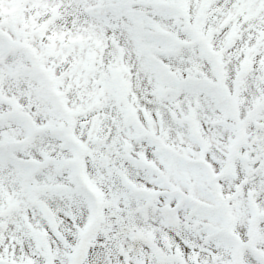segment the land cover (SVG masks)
Returning a JSON list of instances; mask_svg holds the SVG:
<instances>
[{"label": "snow or ice", "instance_id": "obj_1", "mask_svg": "<svg viewBox=\"0 0 264 264\" xmlns=\"http://www.w3.org/2000/svg\"><path fill=\"white\" fill-rule=\"evenodd\" d=\"M0 264H264V0H0Z\"/></svg>", "mask_w": 264, "mask_h": 264}]
</instances>
